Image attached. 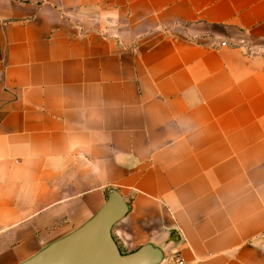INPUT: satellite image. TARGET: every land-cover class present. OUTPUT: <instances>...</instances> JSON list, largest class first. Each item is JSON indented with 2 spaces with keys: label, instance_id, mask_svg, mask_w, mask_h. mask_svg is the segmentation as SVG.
I'll use <instances>...</instances> for the list:
<instances>
[{
  "label": "crops",
  "instance_id": "0c3cea01",
  "mask_svg": "<svg viewBox=\"0 0 264 264\" xmlns=\"http://www.w3.org/2000/svg\"><path fill=\"white\" fill-rule=\"evenodd\" d=\"M111 192L122 254L264 264V0H0V264Z\"/></svg>",
  "mask_w": 264,
  "mask_h": 264
},
{
  "label": "water",
  "instance_id": "95a60500",
  "mask_svg": "<svg viewBox=\"0 0 264 264\" xmlns=\"http://www.w3.org/2000/svg\"><path fill=\"white\" fill-rule=\"evenodd\" d=\"M128 212V206L116 193L81 227L54 241L20 264H160L162 252L144 245L122 254L111 234L113 226Z\"/></svg>",
  "mask_w": 264,
  "mask_h": 264
},
{
  "label": "built area",
  "instance_id": "2783aa9c",
  "mask_svg": "<svg viewBox=\"0 0 264 264\" xmlns=\"http://www.w3.org/2000/svg\"><path fill=\"white\" fill-rule=\"evenodd\" d=\"M225 44L222 43V46H224ZM172 264H187L184 260H182L181 258H177L173 261Z\"/></svg>",
  "mask_w": 264,
  "mask_h": 264
}]
</instances>
